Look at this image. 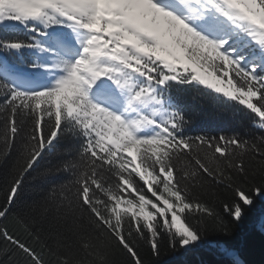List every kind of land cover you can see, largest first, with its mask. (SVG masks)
I'll return each instance as SVG.
<instances>
[{"label":"snow or ice","instance_id":"snow-or-ice-1","mask_svg":"<svg viewBox=\"0 0 264 264\" xmlns=\"http://www.w3.org/2000/svg\"><path fill=\"white\" fill-rule=\"evenodd\" d=\"M245 224L264 234V0H0V264H247Z\"/></svg>","mask_w":264,"mask_h":264},{"label":"trees","instance_id":"trees-1","mask_svg":"<svg viewBox=\"0 0 264 264\" xmlns=\"http://www.w3.org/2000/svg\"><path fill=\"white\" fill-rule=\"evenodd\" d=\"M200 126L215 129L221 122L212 119H201ZM29 179L21 198L19 205L23 207L30 200L34 199L38 194V181L35 178ZM236 240L240 243L244 250L243 259L247 264H264V234L259 229L253 231L249 224L234 226ZM217 234L210 233L207 237L209 241H215ZM219 257L213 256L206 250H197L194 253H184L182 251L172 252L163 249L160 257L155 260L154 264H203V262L218 260Z\"/></svg>","mask_w":264,"mask_h":264}]
</instances>
